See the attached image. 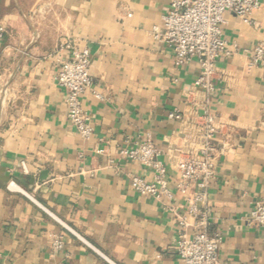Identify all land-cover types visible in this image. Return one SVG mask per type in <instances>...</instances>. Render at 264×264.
Returning a JSON list of instances; mask_svg holds the SVG:
<instances>
[{"label": "crops", "instance_id": "crops-1", "mask_svg": "<svg viewBox=\"0 0 264 264\" xmlns=\"http://www.w3.org/2000/svg\"><path fill=\"white\" fill-rule=\"evenodd\" d=\"M171 1L0 0V264H180L172 215L130 186L134 176L151 181V171L119 155L149 138L174 183L176 149L201 113L197 60L176 65L151 34L162 33ZM258 1L250 24L225 13L230 55L216 61L210 95L219 132L209 233L222 237L225 264H264V236L249 224L264 201V68L247 66L264 44ZM63 42L90 55L92 86L80 100L93 125L87 141L55 81ZM176 111L184 123L168 118Z\"/></svg>", "mask_w": 264, "mask_h": 264}, {"label": "built area", "instance_id": "built-area-1", "mask_svg": "<svg viewBox=\"0 0 264 264\" xmlns=\"http://www.w3.org/2000/svg\"><path fill=\"white\" fill-rule=\"evenodd\" d=\"M260 7L258 0H172L161 19L162 33L156 26L151 30L155 40L163 41L172 50L176 65L197 60L200 73L193 86L203 97L199 104L201 113L188 123L191 130L185 134L186 144L176 149L174 183L170 182L166 167L160 161V150L149 138L135 147L121 149L119 155L151 171V181L134 176L130 178V186L141 197L160 202L172 215L177 227L174 247L180 264H225L218 259L222 237L218 233H209V189L212 163L218 153L214 140L219 132V125L209 112L210 95L214 92L215 63L220 57L230 55L222 32L225 13L230 12L243 23L250 24L252 13ZM4 33V25L0 22V45ZM56 55L63 56L55 81L65 92L67 119L78 136L87 141L92 136L93 125L80 100L92 86L90 55L86 49H79L69 42L60 43ZM257 65L264 68L263 43L250 52L248 68ZM93 96L102 100L98 93L93 92ZM168 118L184 123L183 116L177 111L169 113ZM21 169L28 173L24 162ZM176 196L183 200V205L175 203ZM249 224L264 236V201L254 203ZM51 246L54 250L61 249L60 238H54Z\"/></svg>", "mask_w": 264, "mask_h": 264}, {"label": "rangeland", "instance_id": "rangeland-1", "mask_svg": "<svg viewBox=\"0 0 264 264\" xmlns=\"http://www.w3.org/2000/svg\"><path fill=\"white\" fill-rule=\"evenodd\" d=\"M1 95H2V93L0 92V98H1Z\"/></svg>", "mask_w": 264, "mask_h": 264}]
</instances>
